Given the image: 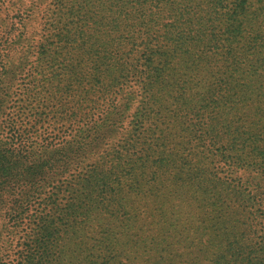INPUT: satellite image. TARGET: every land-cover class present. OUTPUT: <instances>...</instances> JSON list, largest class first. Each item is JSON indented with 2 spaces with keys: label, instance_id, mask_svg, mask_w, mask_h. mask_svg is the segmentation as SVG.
<instances>
[{
  "label": "rangeland",
  "instance_id": "1",
  "mask_svg": "<svg viewBox=\"0 0 264 264\" xmlns=\"http://www.w3.org/2000/svg\"><path fill=\"white\" fill-rule=\"evenodd\" d=\"M17 9L36 35L0 86V138L21 137L16 150L0 142L19 160L0 181L1 264L255 261L264 248V0H207L205 19L180 39L172 27L175 43L160 50L152 31L114 28L115 13L101 34L95 0H0V39ZM47 20L67 36L39 58ZM49 142L82 144L86 158L49 180L35 171ZM111 167L99 180L95 169ZM69 182L89 195L70 226L61 214Z\"/></svg>",
  "mask_w": 264,
  "mask_h": 264
},
{
  "label": "trees",
  "instance_id": "2",
  "mask_svg": "<svg viewBox=\"0 0 264 264\" xmlns=\"http://www.w3.org/2000/svg\"><path fill=\"white\" fill-rule=\"evenodd\" d=\"M206 1L207 0H95L97 17L100 16L101 10V17L96 20V24H98L97 29L102 34V23H104V19L107 18L105 13H115L114 18L117 17L120 22L113 25L114 28L120 31H128L127 29H123V26L125 28L130 26L131 28L136 27L137 29H140V31H143L144 29H147L148 32L152 31L154 35V44L158 46V50H160V48L165 47L161 44L164 39L173 41L168 43H175L173 36H170L172 34V27L175 26V29L180 33V39L185 36L186 29L191 32L190 28L192 25L205 19L208 14V11L205 10ZM61 11L65 13L64 10ZM173 12L175 15L171 16ZM171 18H173V20H171ZM73 20L77 21L75 17H73ZM26 21V16L23 15L20 9H17L9 16L5 25L2 24L4 26L3 28L6 29H3V36L0 39V86L3 82V78L9 74L11 70L10 66L12 65V58L17 52H19V46L23 41H27L26 45L28 47L25 51H23L24 55H29L32 52L31 44L35 40L36 33L35 35H31L29 37L26 35ZM58 22L59 25H56L54 22L47 20V24H49V26L46 25L45 31L40 34L39 44L36 51L39 58H43L47 52H49L50 46L57 40H59V43H62L64 38L67 36V27L62 25L60 23L61 21ZM199 31L200 30H198V32ZM128 32L132 33L133 31ZM102 41L104 40H101L98 43V54L99 57H107V47L104 43H102ZM148 78H150V80L145 82L147 86L150 87H154L157 80H159V78L155 76ZM127 102L130 103V98ZM20 138L21 137L19 135L12 134L8 141L0 138V142L10 144L13 147V150H16V143ZM103 140H105V137L100 136L97 141L98 144L100 145ZM49 144L50 148L47 147L46 149L49 151L50 156L44 161V169L35 170L51 176L49 177V180H55L56 178L63 176L69 170L78 166L80 162L86 158L81 151L83 147L82 144H79L77 147L72 146L67 150L54 148L51 142H49ZM14 154L15 152H12L10 147H5V150H0V181L2 177L9 175V170L11 168H14L16 164L18 166L19 160ZM38 160H40V158ZM32 163H34V161ZM35 163H38V161ZM113 168L114 167H111L106 175L103 168L100 169L101 171L95 169V171H99V180L107 182L110 178V170ZM91 175L92 171L88 173L84 179H87ZM17 179H19L18 176L15 177V180ZM122 180L123 179L121 178V181ZM50 183L51 182L49 181V184ZM255 184L257 186L261 185L258 180ZM42 185L45 186V184ZM63 188L61 190L67 191L69 197L66 201L67 207L64 212H61V214L65 219H68V226H70V216H72V214L76 211L77 203L88 198L89 195L80 194L74 184H71L70 182L67 184L65 189ZM4 189L6 193L10 195L9 187H4ZM1 190L2 189L0 188V191ZM16 190L17 187L14 188V191ZM22 196L23 200L29 203L30 199L39 197V194L36 192L35 187L34 190L26 191V193ZM21 203H23V201H21ZM27 209L28 206H26V210ZM10 219L16 221L18 219V215L13 216ZM1 241L2 240L0 239V264L3 262V253H1V246L3 247V244ZM256 252L257 254L254 256L255 261L246 262L245 264H264V248H260Z\"/></svg>",
  "mask_w": 264,
  "mask_h": 264
}]
</instances>
